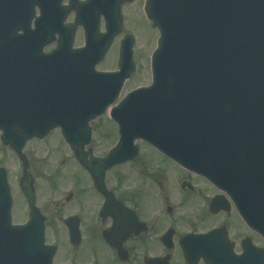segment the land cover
I'll list each match as a JSON object with an SVG mask.
<instances>
[{
    "label": "water",
    "instance_id": "water-1",
    "mask_svg": "<svg viewBox=\"0 0 264 264\" xmlns=\"http://www.w3.org/2000/svg\"><path fill=\"white\" fill-rule=\"evenodd\" d=\"M61 1L0 0V138L16 151L60 127L83 154L90 140L88 123L116 99L134 69L133 39L126 35L120 71L94 70L121 31L120 6L130 0H69L63 6ZM71 8L84 28L85 46L72 50L74 29L66 26L57 47L45 53ZM144 9L160 32L151 59L152 84L130 92L113 109L121 138L102 165L111 164L116 151L127 152L121 160L135 156L136 146L124 143L136 137L188 164L196 150L188 144L208 142V178L239 200L240 176L263 172L253 154L239 155L253 153L255 143L264 142V0H146ZM81 10L94 12L93 19L82 18ZM96 10L105 16V33L98 32ZM74 125L80 139L72 138ZM210 206L215 211L222 204L214 198ZM10 207L0 168V264H51L53 251L44 246L39 216L31 209L25 225H11ZM208 249L212 264H219L221 244ZM184 250L191 254L188 244Z\"/></svg>",
    "mask_w": 264,
    "mask_h": 264
},
{
    "label": "flooded vegetation",
    "instance_id": "flooded-vegetation-1",
    "mask_svg": "<svg viewBox=\"0 0 264 264\" xmlns=\"http://www.w3.org/2000/svg\"><path fill=\"white\" fill-rule=\"evenodd\" d=\"M130 11L138 13L140 7ZM105 117L113 139L104 148L91 140L79 159L61 138L54 142L47 136L28 142L24 159L15 154L8 165L9 183L17 191L11 212L18 219L13 221L24 222L28 204L22 190L30 188L43 216L45 241L55 247L52 264H208V250L197 244L204 238L208 243V231L218 227L231 250L230 264H260L259 209L251 222L225 196L227 207L211 212L209 202L220 191L208 174L186 169L144 142L136 141L134 158L103 168L100 159L119 139L117 125ZM30 143L39 144L36 155ZM144 146L148 152L140 158ZM208 213L216 219L211 226ZM70 229L77 234L74 241ZM187 237L193 243L190 259L181 246Z\"/></svg>",
    "mask_w": 264,
    "mask_h": 264
},
{
    "label": "rangeland",
    "instance_id": "rangeland-1",
    "mask_svg": "<svg viewBox=\"0 0 264 264\" xmlns=\"http://www.w3.org/2000/svg\"><path fill=\"white\" fill-rule=\"evenodd\" d=\"M131 5H126L130 4ZM143 0H130V2H126L123 4L121 8V13L123 17V29L121 35L115 38L114 42L111 44L109 50L107 51L104 59L98 65V68H106V67H115L116 61L118 58V46L119 40L124 35L125 32H128L134 37V61L136 63V70L132 74L131 78L126 82L124 86L123 92L128 91L129 89L137 86V85H146L150 81L149 75V53L153 49V45L156 40V30L152 29L150 24L143 18H141V11L138 13H134L130 11V8L133 6H138L141 8ZM126 5V6H125ZM124 15V16H123ZM144 16V15H143ZM141 18L138 20V18ZM145 18V17H144ZM73 19V14L71 13L67 20L70 21ZM100 30L103 31V24L101 23ZM83 43V36L81 33V29H78L74 38V45H81ZM53 45H49L45 48V51H48L52 48ZM106 117H101L100 119H96L90 125L94 128L93 131V143H97L100 147L104 148L110 144L113 139L112 126L105 122ZM105 126V127H103ZM104 128L108 129L105 133ZM48 138V137H47ZM46 138V139H47ZM50 141L57 142V138H59L58 133H52L49 135ZM45 139V141H47ZM28 143V142H27ZM26 143V144H27ZM30 146L34 148V154L36 155V151H38V145L30 143ZM143 146V145H142ZM1 147V144H0ZM0 163L3 167H5L7 171V176L11 178L9 173L8 165L13 163V154L9 153L5 147L0 148ZM44 150V149H43ZM148 152L145 146L143 147L142 154L139 156L140 158L146 157L145 153ZM7 177V179H8ZM9 180V179H8ZM10 184V190L12 198L15 199L17 191L13 183ZM210 214L208 213V224L209 226L215 224L216 219H209ZM22 218V217H20ZM18 219V216H14L13 218Z\"/></svg>",
    "mask_w": 264,
    "mask_h": 264
},
{
    "label": "bare ground",
    "instance_id": "bare-ground-1",
    "mask_svg": "<svg viewBox=\"0 0 264 264\" xmlns=\"http://www.w3.org/2000/svg\"><path fill=\"white\" fill-rule=\"evenodd\" d=\"M132 8V7H131Z\"/></svg>",
    "mask_w": 264,
    "mask_h": 264
}]
</instances>
